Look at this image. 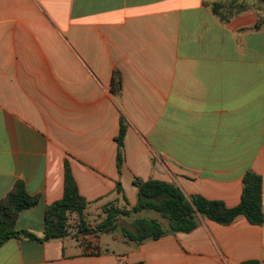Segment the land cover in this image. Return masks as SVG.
<instances>
[{
    "label": "crops",
    "instance_id": "0c3cea01",
    "mask_svg": "<svg viewBox=\"0 0 264 264\" xmlns=\"http://www.w3.org/2000/svg\"><path fill=\"white\" fill-rule=\"evenodd\" d=\"M65 165L87 216L134 206V178L233 207L247 171L264 211V0H0V199L17 180L38 197L16 229L43 236ZM118 240L103 250L99 235H20L0 264H264V226L242 215Z\"/></svg>",
    "mask_w": 264,
    "mask_h": 264
},
{
    "label": "trees",
    "instance_id": "16d2710c",
    "mask_svg": "<svg viewBox=\"0 0 264 264\" xmlns=\"http://www.w3.org/2000/svg\"><path fill=\"white\" fill-rule=\"evenodd\" d=\"M220 4L212 6L215 14ZM225 18V17H223ZM121 85L119 72H114L111 91L116 93ZM125 128L121 125L118 143V162L123 147ZM137 188V202L134 206H105L100 220L91 226L86 214L87 201L78 192L75 180L65 165L63 196L47 205L44 210V232L42 237L34 233L16 229L15 221L21 210L35 205L38 197L26 192L22 181L17 180L5 197L0 199V246L9 238L24 235L28 238L46 241L71 237L78 240L82 235L108 233L118 223L120 217H130L133 213L146 211L155 213L153 217H137L130 225L123 226V240L126 243L140 244L147 239H158L171 232H189L193 230L200 218H206L219 224H230L239 215L251 224L264 226V211L261 203L262 181L258 174L247 171L243 176V189L240 201L228 207L221 200L208 199L200 194L186 195L173 182L157 179L134 178ZM121 191L118 184L117 190ZM166 223V226H165ZM246 261L245 264H256ZM122 264H145L143 261Z\"/></svg>",
    "mask_w": 264,
    "mask_h": 264
},
{
    "label": "rangeland",
    "instance_id": "374dc122",
    "mask_svg": "<svg viewBox=\"0 0 264 264\" xmlns=\"http://www.w3.org/2000/svg\"><path fill=\"white\" fill-rule=\"evenodd\" d=\"M126 200H124L123 202H121L122 204L125 203ZM121 205V204H120ZM127 208H130V206L128 205ZM102 211L100 210L99 212H96L93 210V212L90 213V215H88V220L91 224V226H94L99 220H100V215H102ZM155 215V213H148L146 211H140L138 213H133L130 217H120L118 220V223L115 224V228L108 233H99L98 235L101 238V249L103 250H119L121 249L122 245L120 243V241L118 239H121L123 237V226L130 225V222L137 218V217H153ZM166 226V223H165ZM89 238H91L90 236H88ZM116 238V239H115ZM88 238H85V242L88 243L90 241H86Z\"/></svg>",
    "mask_w": 264,
    "mask_h": 264
},
{
    "label": "water",
    "instance_id": "95a60500",
    "mask_svg": "<svg viewBox=\"0 0 264 264\" xmlns=\"http://www.w3.org/2000/svg\"><path fill=\"white\" fill-rule=\"evenodd\" d=\"M115 228V226L113 227V229Z\"/></svg>",
    "mask_w": 264,
    "mask_h": 264
}]
</instances>
